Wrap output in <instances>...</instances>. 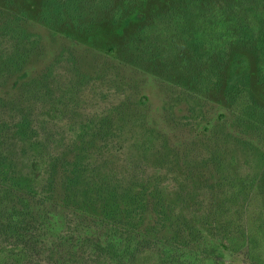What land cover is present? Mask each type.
I'll return each instance as SVG.
<instances>
[{
    "label": "trees",
    "instance_id": "obj_1",
    "mask_svg": "<svg viewBox=\"0 0 264 264\" xmlns=\"http://www.w3.org/2000/svg\"><path fill=\"white\" fill-rule=\"evenodd\" d=\"M144 1L122 2L132 7ZM246 2L234 8V2L210 7L205 0L188 1L180 9L192 21L180 25L189 30L185 72L214 55L222 63L201 69L193 81L207 93L214 75L225 101L226 113L203 128L210 139L228 121L226 136L240 143L251 130L264 132V110L258 114L249 98L246 69L235 67V77L218 85L228 45L250 50L263 62L264 77V6L247 8ZM114 6V0H44L39 22L53 30L77 29L92 13L122 8ZM145 17L138 10L124 24ZM29 22L26 12L0 7V264H217L210 239L231 254L246 252L250 264H264V159L237 168L238 153L220 163L207 154L200 164L211 178L204 179L209 188L202 196L194 178L169 191L152 187L159 173H149L144 163L153 150L149 135L142 155L130 154L118 173L107 159L92 156L104 129L82 128L66 141L36 115L55 74L53 65L30 74L38 43L28 37ZM140 46L147 55L151 42L132 43L134 50ZM12 78L14 89L8 90Z\"/></svg>",
    "mask_w": 264,
    "mask_h": 264
},
{
    "label": "rangeland",
    "instance_id": "obj_2",
    "mask_svg": "<svg viewBox=\"0 0 264 264\" xmlns=\"http://www.w3.org/2000/svg\"><path fill=\"white\" fill-rule=\"evenodd\" d=\"M43 1L0 0V7L28 14V37L38 43L28 64L30 74L53 65L55 76L50 80L53 88L46 90L48 95L36 104L35 112L58 137L68 141L79 129H104L103 136L94 143L92 156L107 159L121 173L132 157L130 154L142 155V148L150 144L148 136L152 135L153 150L147 163L144 162L149 173L155 170L159 173L152 187L161 184L171 191L179 183L194 178L200 183L196 186L200 196L209 188L204 179L211 178L208 167L200 164L207 154H215L219 162L220 158L230 160L231 155L238 153V163L242 164H235L237 168L245 160L264 159V132L251 130L246 142L240 143L235 137L226 136L231 121L214 128L216 140L203 130L211 123L216 124L220 115L226 113L214 75L213 86L207 93L193 85V81L200 79L201 69L222 66L215 60L217 56L193 63L197 67L193 65L195 70L190 73L182 65L187 58L189 30L180 25L192 21L180 9L188 1L203 0H145L132 7L125 6L122 2L125 0H114V9L122 5L118 13L116 10L112 14L95 12L79 23V28L62 26L60 30L40 24ZM205 1L210 7L222 3L233 5L232 2L234 8L243 5L242 0ZM256 2L264 6V0H247L245 7L251 8ZM138 10L146 19L125 26V19ZM146 38L151 42L147 55L140 53L143 46L140 50L132 49V43L137 40L146 45ZM204 47H200L202 51ZM227 47L224 78L218 85L225 86L230 77H235V67L246 69L249 98L260 114L264 110V77L259 72L263 62L246 48ZM150 52L156 56L153 61ZM15 81L12 78L8 90L14 89ZM188 184L187 188L191 189L192 183ZM210 240L217 264H250L246 252L231 254L218 241Z\"/></svg>",
    "mask_w": 264,
    "mask_h": 264
}]
</instances>
